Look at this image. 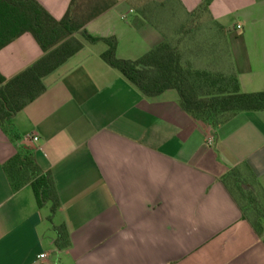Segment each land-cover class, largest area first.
Returning a JSON list of instances; mask_svg holds the SVG:
<instances>
[{
  "label": "crops",
  "instance_id": "obj_1",
  "mask_svg": "<svg viewBox=\"0 0 264 264\" xmlns=\"http://www.w3.org/2000/svg\"><path fill=\"white\" fill-rule=\"evenodd\" d=\"M38 1L57 20L72 2ZM174 1L118 0L84 30L116 38L121 60L181 40L194 67L234 72L244 93L262 91L264 0H215L207 43L188 40L202 32L201 19L191 24L202 0ZM106 49L85 43L45 78L46 93L13 119L20 143L0 129V264H264V236L222 180L238 168L264 193V112L213 129L174 90L144 96L102 59ZM43 55L25 34L0 51V71L10 79ZM19 145L53 176L68 249L55 245L51 205L40 208L31 186L12 190L3 166Z\"/></svg>",
  "mask_w": 264,
  "mask_h": 264
},
{
  "label": "trees",
  "instance_id": "obj_2",
  "mask_svg": "<svg viewBox=\"0 0 264 264\" xmlns=\"http://www.w3.org/2000/svg\"><path fill=\"white\" fill-rule=\"evenodd\" d=\"M214 1L202 0L191 14L192 23L200 19L205 22L211 17L210 7ZM117 3L118 0H72L65 17L57 20L38 0H0V51L30 34L44 53L38 61L10 79L0 71V129L14 144L22 140L15 129L14 117L46 93L45 78L82 51L85 43L104 44L107 49L102 59L122 73L144 96L158 98L174 90L181 109L195 121L213 129L240 113L264 112V89L244 93L236 73L194 67L185 59L181 40L163 42L137 60L117 58L116 38L96 37L84 30L88 23ZM184 30L183 34H188L190 28ZM3 167L13 192L31 186L40 208L51 205L48 221L57 235L55 245L59 250L68 249L71 246L68 228L65 224L54 223L61 207L54 179L38 165L35 150L19 145L17 153ZM245 168L250 171L247 165ZM222 180L242 206L244 217L250 220L258 235L264 236V208L251 198L253 187L243 173L236 168Z\"/></svg>",
  "mask_w": 264,
  "mask_h": 264
},
{
  "label": "rangeland",
  "instance_id": "obj_3",
  "mask_svg": "<svg viewBox=\"0 0 264 264\" xmlns=\"http://www.w3.org/2000/svg\"><path fill=\"white\" fill-rule=\"evenodd\" d=\"M169 1H170L169 2L170 3V6L173 9H175L176 8V2L174 0H169ZM191 24H193L192 21H191ZM208 26L209 25H208L207 21L204 22L203 25H202V32L197 31V35L196 34H193V33L191 35H188V40H191L193 42L194 41V38L197 37L198 39H200L201 41H203V43H207L209 41V35H207L206 28ZM174 34L175 33H173V32L171 33L172 36H174ZM243 176L247 179V183L251 184V181L248 179V177H246V172L245 171H243ZM246 188L249 189L250 186H247ZM251 192H252L250 194L251 198L256 199L257 202H258V204L261 205L264 208V193L259 188H253V189H251Z\"/></svg>",
  "mask_w": 264,
  "mask_h": 264
},
{
  "label": "built area",
  "instance_id": "obj_4",
  "mask_svg": "<svg viewBox=\"0 0 264 264\" xmlns=\"http://www.w3.org/2000/svg\"><path fill=\"white\" fill-rule=\"evenodd\" d=\"M240 28V27H239ZM30 140H33L35 142H38L39 138L37 136H34V137H29L26 139V141H30ZM214 143V139L211 137L208 139V145L209 146H212ZM41 258H45V255H42Z\"/></svg>",
  "mask_w": 264,
  "mask_h": 264
}]
</instances>
